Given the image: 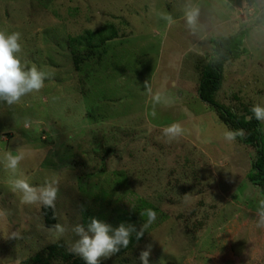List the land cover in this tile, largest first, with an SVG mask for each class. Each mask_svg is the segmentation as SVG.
Listing matches in <instances>:
<instances>
[{
    "label": "rangeland",
    "instance_id": "obj_1",
    "mask_svg": "<svg viewBox=\"0 0 264 264\" xmlns=\"http://www.w3.org/2000/svg\"><path fill=\"white\" fill-rule=\"evenodd\" d=\"M0 31L21 34L22 65L52 74L19 103L0 102V264H70L74 224L95 216L139 230L149 208L143 237L101 261L142 264L151 244L149 264H264L257 148L225 140L235 129L198 93L217 40L234 35L212 98L245 119L264 106V0H0ZM173 122L185 133L169 143ZM9 152L23 157L15 170ZM17 178L57 187L53 226Z\"/></svg>",
    "mask_w": 264,
    "mask_h": 264
},
{
    "label": "clouds",
    "instance_id": "obj_2",
    "mask_svg": "<svg viewBox=\"0 0 264 264\" xmlns=\"http://www.w3.org/2000/svg\"><path fill=\"white\" fill-rule=\"evenodd\" d=\"M195 11L188 14V23L191 25L195 22ZM21 34L19 32L8 33L0 31V102H5L12 106L19 103L22 97L38 92L44 86L46 77L51 76L49 72L38 70L36 66L27 67L22 65L21 59L17 54L22 52ZM144 87L152 93L151 87L147 81ZM161 101V93L157 91L153 94V102ZM251 112L258 121H264V106L254 104ZM155 116V111L152 112ZM166 142H172L183 136L185 129L179 122H173L162 129ZM242 129L225 130L224 139L232 142L237 136H243ZM20 155L6 153L5 159L7 167L15 170L21 159ZM14 190L22 193L23 201L27 204L40 203L48 208H55L57 198V187L52 183H46L43 187H33L24 178H17L13 182ZM257 219L256 227L264 228V199L259 200L256 209ZM141 216H147V221L141 225L139 230L130 223L121 222L118 226H113L95 216L89 217L87 224L76 223L71 227L76 239L71 244V251L80 256L85 264H100L102 257H111L128 248L130 240L135 234V239L139 241L143 237L146 229L154 222L156 212L152 209H146L140 213ZM57 238L64 235L66 227L57 223L54 226ZM151 244L147 245L139 254L142 264H149Z\"/></svg>",
    "mask_w": 264,
    "mask_h": 264
},
{
    "label": "trees",
    "instance_id": "obj_3",
    "mask_svg": "<svg viewBox=\"0 0 264 264\" xmlns=\"http://www.w3.org/2000/svg\"><path fill=\"white\" fill-rule=\"evenodd\" d=\"M248 4H252L255 0H245ZM234 35L227 37H220L217 40L216 55L207 63L204 68L199 81L198 93L199 97L203 101H207L212 105L221 117V120L231 126L235 130L242 129L244 132L241 140L247 144H251L257 148L256 156L252 161V171L249 174V179L256 186H261L264 189V135L259 121L250 112V117L245 119L237 114L232 113L223 105L213 100L212 94H214L221 85L223 62L229 59L237 49L240 43L239 39H234ZM41 211L44 217V223L46 226H53L55 224V216L53 208L41 206ZM70 264H85L80 256H73L70 260ZM100 264H105L100 260Z\"/></svg>",
    "mask_w": 264,
    "mask_h": 264
},
{
    "label": "water",
    "instance_id": "obj_4",
    "mask_svg": "<svg viewBox=\"0 0 264 264\" xmlns=\"http://www.w3.org/2000/svg\"><path fill=\"white\" fill-rule=\"evenodd\" d=\"M168 264H174V263H172V262H169Z\"/></svg>",
    "mask_w": 264,
    "mask_h": 264
}]
</instances>
